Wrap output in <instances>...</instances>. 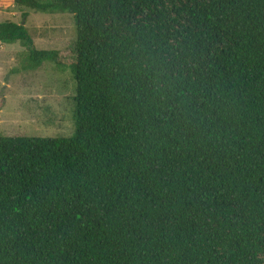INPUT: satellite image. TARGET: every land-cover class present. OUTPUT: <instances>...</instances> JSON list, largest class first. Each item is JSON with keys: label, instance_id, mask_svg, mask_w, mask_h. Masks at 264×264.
Instances as JSON below:
<instances>
[{"label": "trees", "instance_id": "obj_1", "mask_svg": "<svg viewBox=\"0 0 264 264\" xmlns=\"http://www.w3.org/2000/svg\"><path fill=\"white\" fill-rule=\"evenodd\" d=\"M13 3L73 16L0 41L76 92L70 136L0 135V264H264V0Z\"/></svg>", "mask_w": 264, "mask_h": 264}, {"label": "rangeland", "instance_id": "obj_2", "mask_svg": "<svg viewBox=\"0 0 264 264\" xmlns=\"http://www.w3.org/2000/svg\"><path fill=\"white\" fill-rule=\"evenodd\" d=\"M4 20L24 22L37 49H67L75 40L74 18L67 12L44 13L0 0ZM28 53L20 41H0V135L70 136L76 92L70 68L48 61L31 68Z\"/></svg>", "mask_w": 264, "mask_h": 264}]
</instances>
